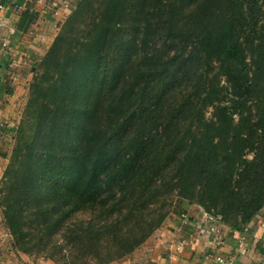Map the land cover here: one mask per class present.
Listing matches in <instances>:
<instances>
[{"label":"trees","instance_id":"trees-1","mask_svg":"<svg viewBox=\"0 0 264 264\" xmlns=\"http://www.w3.org/2000/svg\"><path fill=\"white\" fill-rule=\"evenodd\" d=\"M26 109L34 130L19 134L7 206L0 187L16 243L40 196L70 205L37 221L41 236L80 203L89 212L72 233L84 250L64 264L128 256L162 225L174 191L178 210L195 200L241 231L264 210V0H79Z\"/></svg>","mask_w":264,"mask_h":264},{"label":"crops","instance_id":"crops-1","mask_svg":"<svg viewBox=\"0 0 264 264\" xmlns=\"http://www.w3.org/2000/svg\"><path fill=\"white\" fill-rule=\"evenodd\" d=\"M78 1L0 0V119L8 120L12 128L28 102L38 62ZM10 135L12 130L0 131V147ZM3 163L0 156V178ZM181 208L133 253L111 264H200L206 255L212 259L221 255L231 264H264V210L241 231L221 220L218 232L206 233V222L200 233L193 224L182 223L181 215L189 213L199 220L205 209L190 202H182ZM180 243L184 245L175 254ZM0 264L58 263L12 247L0 215Z\"/></svg>","mask_w":264,"mask_h":264},{"label":"rangeland","instance_id":"rangeland-1","mask_svg":"<svg viewBox=\"0 0 264 264\" xmlns=\"http://www.w3.org/2000/svg\"><path fill=\"white\" fill-rule=\"evenodd\" d=\"M223 80L224 79H222V83L224 82ZM29 97H30V94H29ZM27 104L24 108L21 118L17 121V123L15 122L16 124H14L13 128L11 129L12 135L8 136V138L3 142L2 146L0 147V156H2L4 160V163H3L4 167H3L2 177L0 178V181H1L0 184L1 186H3L6 192L3 198H1L3 206L5 204L7 206V204L9 203L7 197H8L9 185H10L11 180H10V175L8 174V172L11 169L18 168L21 165V162H19L20 157H18L17 155L18 148L20 146L19 141H18L19 134L21 133L22 130H24L23 136L24 138L28 140H30L33 135V130H34L32 128L33 120L30 118L29 119L27 118V109H26ZM211 111H212L211 108L208 109L207 116L210 115ZM11 122L14 123L13 121ZM45 130L46 129H44L41 132V134H43ZM22 147H23L22 152L26 151V148L24 146ZM41 150H42V146L39 143V139H37V143L35 144V149L32 154L34 157L33 159H35L36 157H39L38 155L40 154ZM24 154L26 153H23V155ZM55 202H56V199L54 196H51V197L40 196V198L38 197L28 202V207L24 211L25 215H30V213L34 211H38L39 214L37 215L36 218L34 215L26 217L28 222L25 223L24 231L25 232L28 231L29 234L26 235L24 240L20 239L18 243H16L17 241L16 237L14 238L13 234L10 232V230L7 227V224H6V221L4 220V215L2 214L1 209H0V215L2 218V227H4V229H6L7 231V235L9 236L12 247L18 249L19 251H23L27 249L29 250L28 252H30L31 255H34L36 258L50 259L58 264H64V262H67V260L64 258V256L61 257L62 254L64 253L68 254L70 252L75 253L78 250H81V251L84 250V248H82L80 245H77V243L74 245V242L76 241L73 239L72 233L84 231V219H87L89 217V212L84 210V203H80L79 204V206H81L80 210L73 212L67 218V220L63 222L62 225L59 224V227L53 231L54 233H52V236L51 235L48 236V234L41 236L40 234L41 232L40 231L38 232L35 227L37 224V221L42 222L46 218H49L50 221H54L57 217H61L63 215L65 208H68L70 206L67 202L66 203L62 202L58 206H55ZM165 202H166V206L164 207V210L167 212V215L160 227H162L168 219L174 218L176 216L175 214L178 211L177 209L178 198L176 197V192L174 191L173 194H170L165 200ZM185 202H190L192 204H198L195 200L190 201L189 199H186V198L183 200V203ZM5 208L6 207H4V209ZM30 226H33V227H30ZM160 227L158 229H160ZM50 254L54 255L53 259L48 257Z\"/></svg>","mask_w":264,"mask_h":264},{"label":"built area","instance_id":"built-area-1","mask_svg":"<svg viewBox=\"0 0 264 264\" xmlns=\"http://www.w3.org/2000/svg\"><path fill=\"white\" fill-rule=\"evenodd\" d=\"M10 128H12V125L8 120L0 119V131L2 133H6V134L9 133L11 131ZM221 220L222 217L220 215H216L206 210L202 211L199 220L194 219V217H192V215L189 213H183L181 215L182 223L193 224L194 227H197L200 233L204 231L200 227L203 226L206 222L208 223L207 225L208 228L206 230V233L218 232L219 230L218 227L220 225ZM262 226L264 228V223L262 224ZM182 245H184V243H180L178 246H176L175 254H177L181 250ZM173 264H182V263H180L179 261H175ZM200 264H231V263H229V261L221 255H217V256L215 255L213 259L206 255L204 257V260Z\"/></svg>","mask_w":264,"mask_h":264}]
</instances>
